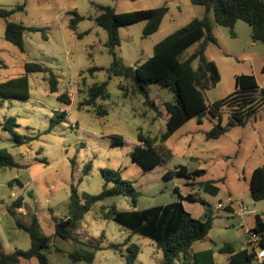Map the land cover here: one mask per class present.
<instances>
[{
	"label": "rangeland",
	"instance_id": "obj_1",
	"mask_svg": "<svg viewBox=\"0 0 264 264\" xmlns=\"http://www.w3.org/2000/svg\"><path fill=\"white\" fill-rule=\"evenodd\" d=\"M95 5L112 7L117 13L168 7L160 29L151 36H143L145 21L119 29L117 57L129 66L147 61L158 43L205 14V9L193 5L191 0H0L3 9L24 7L23 11L0 20V83L24 76L25 65L30 62L50 68L58 81V91L52 93L49 74H30L29 99L0 97V150L9 153L16 163L12 168H0L2 251L12 254L30 250V234L17 222L30 226L35 217L42 234L51 238L50 248L44 251L48 264H88L71 259L70 255L84 249V245L58 237L55 219L69 216L73 186L84 204L85 194L95 196L102 192V171L110 170L119 172L139 193L137 210L169 205L188 195L204 200L206 204L183 202L195 218L206 220L209 212L212 216V229L203 241L194 243L192 254L212 250L214 264H228L229 255L220 249L225 244L233 245L237 251L251 249L246 227L254 228L256 215L264 220V200L252 199L249 184L252 170L264 166V109L246 126L231 128L219 139H206V133L218 121L207 113L201 123L190 120L162 143L160 138L166 132L168 119L165 104L173 101V94L155 84L148 86L147 97L133 94L131 83L110 76L108 69L113 59L106 47L108 33L95 21L99 14ZM74 12L83 17L75 30L71 27ZM8 22L37 29L24 33L23 52L5 39ZM231 32L230 28L214 23L213 34L218 44L211 43L205 56L217 66L220 81L212 87L209 74L203 80L208 104L233 94L237 76L253 74L264 85V45L253 42L251 27L242 21L234 28L235 36ZM200 43L188 48L180 59L185 61L199 49ZM192 67L197 72L200 61L195 60ZM93 68L100 71L91 74ZM103 82H108L110 99L100 101L99 105L107 113L99 115L93 108H80L89 89ZM120 85L126 90H121ZM65 93L70 97V105L58 100ZM148 100L157 107L149 105ZM64 112L63 121L52 126L54 116ZM9 118L16 119L18 126L14 130L23 138L22 145H16L14 134L4 129ZM227 122L226 114L223 125ZM140 134L158 139L156 147L163 160L152 169L142 168L131 157ZM115 135L123 137V147L112 146L111 137ZM179 166L189 171L203 169L206 174L191 179L165 177ZM206 183H213L217 194L205 191ZM18 199H22L21 209L13 207ZM133 199L129 194L107 198L84 215L78 231L80 240L86 244L95 240L104 247L95 253L92 264H125V251L109 246L128 240L140 248L135 264L161 263L163 254L153 241L103 217L112 207L121 212L133 210ZM220 202L232 211L215 210ZM240 203L249 208L244 221L236 213ZM20 264L41 263L34 257Z\"/></svg>",
	"mask_w": 264,
	"mask_h": 264
},
{
	"label": "trees",
	"instance_id": "obj_2",
	"mask_svg": "<svg viewBox=\"0 0 264 264\" xmlns=\"http://www.w3.org/2000/svg\"><path fill=\"white\" fill-rule=\"evenodd\" d=\"M195 6L205 9V14L201 18L193 19L188 25L179 29L166 37L155 48L153 55L145 62L129 66L117 57L116 48L120 46L119 29L121 27L146 22L143 36L148 37L160 29L163 19L168 14L169 9L163 6L156 9L138 10L129 13H117L109 6L95 5L98 16L95 21L97 25L108 33L106 43L107 51L112 56V63L108 69L110 76L120 77L131 83L132 93L148 96L147 88L150 84L159 85L168 89L173 94V101L166 103L168 112L167 129L161 136L160 141H167L174 133L181 129L192 119L202 122V119L209 113L217 119V123L206 133L207 140H215L228 133L231 128L244 127L248 122L264 109V87H261L255 75H240L236 77V90L230 96L208 104L205 96L206 83L203 81L210 75L211 84L214 87L220 81L217 66L209 62L205 56L208 46L218 44L213 34L214 23L231 29L235 36L234 28L239 21L251 27V37L254 43L264 45V0H191ZM23 11L24 7L19 6L13 10L0 8V20L8 19L16 11ZM213 16V18L211 17ZM71 19L72 29H76L83 17L76 12ZM29 30L21 23L8 22L5 31V39L24 51V33ZM82 35H79L81 37ZM201 42V43H200ZM200 43L199 49L190 55L185 61L180 56L191 46ZM200 61V68L196 72L192 63ZM0 65L3 62L0 58ZM100 71V68H93L90 73ZM25 75L7 82L0 83V97L4 99H29L30 86L28 75L34 73L49 74L48 84L50 91H58V81L56 75L47 66L30 62L25 65ZM108 82L94 85L88 91V97L80 104V108H93L97 114H106L107 110L99 105L100 101L110 99L108 92ZM121 90H126L124 85H120ZM127 92L124 95H127ZM68 94H62L58 100L66 105L71 104ZM147 103L157 107L150 100ZM227 114L228 122L223 125V117ZM66 117V113L55 115L52 126L59 124ZM15 118H9L4 124V129L15 136L16 145H22L24 140L15 134L17 127ZM113 147H123L125 141L123 137L112 136ZM158 139L140 134L138 142L131 152V157L135 163L144 169H152L163 158L158 154L156 144ZM169 153V152H168ZM170 154V153H169ZM170 156V155H168ZM16 163L6 151L0 150V168H12ZM206 174L203 169L189 171L185 166H179L174 171L165 174L166 178L202 176ZM102 175L105 180L103 190L99 195L85 194L86 202L80 201V196L76 187H72L70 195L69 216L65 219H55L56 235L64 240H72L84 245V249L76 250L70 257L74 262L85 261L92 264L95 253L104 249L101 242L90 240L87 244L79 238L78 231L84 215L99 201L107 198L124 195H132L135 205L139 193L134 190L130 181L123 180L119 172L103 170ZM113 184V185H111ZM205 191L217 194L218 188L213 183L203 185ZM250 194L255 202L264 200V166L257 167L251 176ZM182 197V196H181ZM200 201L193 195L182 197L181 201L165 206L153 207L145 210L118 211L112 207L103 214L104 218H111L114 222L133 234H138L153 241L158 250L163 254L160 264H214L212 250L192 254L194 243L203 241L212 229V216L210 212L206 214V220L195 218L184 206L183 201ZM22 199H18L13 207L22 208ZM30 234L31 248L28 251L17 250L12 254H5L0 245V264H20L23 260L37 258L41 264H48V259L44 254L51 245V238L42 234L38 220L34 217L30 226H24L17 222ZM254 230L260 233L262 247H264V220L260 215L255 216ZM115 251H125V264H135L140 248L135 243L126 241L121 245H111ZM220 252L229 255L228 264H256L254 252L251 249L237 251L233 245L225 244Z\"/></svg>",
	"mask_w": 264,
	"mask_h": 264
},
{
	"label": "built area",
	"instance_id": "obj_3",
	"mask_svg": "<svg viewBox=\"0 0 264 264\" xmlns=\"http://www.w3.org/2000/svg\"><path fill=\"white\" fill-rule=\"evenodd\" d=\"M240 209L236 212L241 218L242 220L244 219L245 214L247 213V211L249 210L248 206L245 205L244 203H240L239 204ZM215 210H230L232 211V209L230 207H227L224 203L220 202L219 204H217V206L215 207ZM244 221V220H243ZM245 222L241 223V227H245ZM246 233H248L249 239H248V243L251 247V250L254 252L255 256H254V261L256 264H264V247H262V238L260 233H257L254 228L253 229H248L246 227Z\"/></svg>",
	"mask_w": 264,
	"mask_h": 264
},
{
	"label": "crops",
	"instance_id": "obj_4",
	"mask_svg": "<svg viewBox=\"0 0 264 264\" xmlns=\"http://www.w3.org/2000/svg\"><path fill=\"white\" fill-rule=\"evenodd\" d=\"M261 87H264V85H260ZM255 169H253L252 171H254ZM253 173V172H252ZM252 176V174H251ZM250 181H251V178H250ZM250 184V183H249ZM184 202V201H183ZM185 206V205H184ZM186 208V207H185Z\"/></svg>",
	"mask_w": 264,
	"mask_h": 264
}]
</instances>
